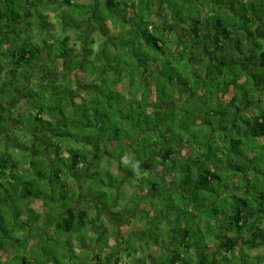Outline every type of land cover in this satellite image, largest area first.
<instances>
[{
    "label": "trees",
    "instance_id": "1",
    "mask_svg": "<svg viewBox=\"0 0 264 264\" xmlns=\"http://www.w3.org/2000/svg\"><path fill=\"white\" fill-rule=\"evenodd\" d=\"M128 1L91 0L101 14L95 19L100 25L91 26V32L106 36L103 44L98 41L100 50H95L91 44H96L97 41L90 42L87 34V43L83 46L81 56H76V49L73 48L71 52L62 51L53 58L50 52L47 53L49 42H37V36H34V40L27 41L28 43H20L24 35L31 34L32 29L26 26V19L31 12L29 13L25 1L23 6L16 7L12 0H0V197L6 194L9 199L7 202L12 199L25 203L24 209L15 214L16 223L12 231L19 229L21 216L24 214L33 215L34 220H29V223L41 219V215L35 214L36 210L32 207L35 200L44 202L43 211L56 214L53 222L49 219L36 230L46 237H51L47 230L55 226H60V229L65 227L66 232L81 231L93 219L78 225L77 218L83 215L87 219L91 210L99 211L98 219L102 217V210L112 216L116 215L108 206H97L96 202L107 197L105 192L88 200L87 210L78 215L73 213L72 206L70 209H66L65 205L49 208L45 202L51 198V191L55 195L60 192L61 198L70 195L72 191L66 178L87 182L90 169L94 167L93 162L100 159V154L111 156L108 146L114 144V147L121 149L123 159L127 158L125 153L132 154L131 158L139 162L144 158L148 163L160 159L161 166L158 167L163 169L161 173H156V168L148 166L150 173L154 170L153 180L150 177L146 182L140 183V186L136 182L132 185L135 186L134 191L139 189L147 201L153 204L156 200L163 202L164 209L149 212L148 215L154 213L153 218L157 222L164 221L166 241L155 239L151 243L146 235L147 230L134 233L135 238L129 242L123 238V250L126 251L127 246L130 248L127 253L129 264H135L131 259L136 246L140 247L143 256L135 259L143 260L145 256L148 257L142 264H264V253L254 254L264 248V0H163L162 8L167 6L174 13L173 23L160 29L145 23L146 29L143 32L145 34L148 31L144 37L145 45L158 53L142 56L140 61L137 56L138 62L130 61L126 55L113 54L109 58L105 55L107 49H114L108 44L117 34L114 38L122 41V48L137 43L143 50V43L140 42L143 38L137 35L138 40L133 42L136 27H128V10L131 5V8H136V0ZM142 2L143 0L140 5L144 6ZM64 4L78 3L75 0H63L60 7ZM207 4H211L209 11H205ZM162 8L160 16L163 12L166 15L167 9H163L161 13ZM193 10L195 18H187L188 11ZM222 12L223 17H220ZM109 18L114 19V26L102 25ZM80 21L82 26L77 25L79 29L75 27L80 34L78 38L84 35L81 33L85 24L84 17ZM118 27L120 30L116 31ZM156 29H162L161 37L155 34ZM71 39L70 36L66 37L62 43L67 45ZM88 45L93 48L86 51ZM103 57L110 59L112 64H102ZM49 58L54 60L55 68L50 73L46 70ZM142 58H145V63L148 62L146 72L149 73L145 81L141 79L137 83L134 79L127 78L126 73L131 67L142 65ZM157 64H162L161 71L152 69ZM97 65L101 66L99 70H96ZM88 69H93L87 76L92 79L91 83L78 85L75 81L77 88H63L58 75L60 72H64V81L70 83L73 73H84ZM27 79L29 80L25 84H21L22 80ZM49 79L50 82L53 81L51 90L45 85ZM108 81H112L113 88L106 92L103 87H107ZM146 82L147 89H144L143 84ZM41 84L42 89L52 91V98L48 94L39 99L41 104L36 112V120L43 122L45 111L49 114L48 121H44L41 128H34L41 133V137L37 139L38 142L32 143L31 148H26V155L20 158L16 149H22L23 145L17 141L27 140L32 134V130L27 127L23 134L20 133L19 129L25 124L21 116L26 115L31 107L37 109L36 92H33L36 88L39 90ZM124 85L127 92L134 89V93L127 96L118 90L119 86ZM180 89L186 93V97L176 94ZM38 95L41 97V92ZM118 96L134 100L137 109L144 111L147 119L146 130L143 131V127L139 126L132 132L135 135L127 134L123 142H117L119 130H115L112 135L115 127L120 128L117 126L120 121L115 127L112 122L110 126L107 125L114 114L109 110L113 108L112 104L116 103L115 98ZM152 96L155 97L154 100ZM199 97H206L203 102L210 107L205 116L201 115V105L196 107L191 102ZM49 99L56 100L55 103L61 102L66 106L67 112L74 111L77 116L66 120L67 112L61 106L59 115L62 118L55 119V109L48 108ZM80 99L82 101L77 109L74 105ZM21 103L25 107L19 111ZM189 103V108L196 107L200 110H196V123L209 126V132L213 136L218 133L215 137L216 144L209 143L210 138L208 143L195 144L193 140L196 137L176 131L177 117L168 111L178 106H189ZM117 104L122 108L119 114L124 119L129 114V108L122 106L123 103L119 100ZM149 109H153V112L148 113ZM160 111L168 115L159 118L162 114ZM181 121L179 127L186 124L184 119ZM66 122L72 129L75 127L79 131H65V128H69ZM94 127L96 137L87 133V129L93 130ZM81 134L82 144H86L83 151L75 150L72 146L80 143ZM68 141L73 143L69 144ZM125 141L128 144L131 142L130 146H126ZM144 148L146 150L142 151ZM108 159L111 162V157ZM22 162L30 168L25 171ZM33 170L37 179H27L32 177ZM11 179H15V182ZM33 181L40 183L38 195L30 186ZM55 184L58 185L57 189ZM44 187L47 193L43 192ZM2 214L4 217V212ZM3 217L1 219L5 221ZM164 228L161 227V231ZM157 231L160 232V228ZM93 233L97 235L96 243L102 241V248L109 247V255L117 256L115 264H125L120 262L118 247L109 246L110 233L107 227L102 226ZM148 235L156 236L151 233ZM99 238L101 241H98ZM15 240L19 241L16 245ZM45 241L44 239L43 243ZM143 243H146L147 252H143L146 249ZM11 246L14 248L13 258L4 262L0 256V264H17L15 260L18 257L21 258L20 264H31L30 261L37 264H62L61 258L55 255L53 249L47 252L48 257L52 255L48 259L42 260L36 254L28 259L30 252L27 251L28 244L24 238L3 229L0 233V250L6 253ZM151 246L162 248L161 256L166 258L154 257ZM57 247L61 248L60 245ZM89 248L92 250V247ZM19 249L23 250L22 255H18ZM39 249L40 247L37 250ZM96 254L99 260V254ZM91 260L90 251L86 253L83 264H90Z\"/></svg>",
    "mask_w": 264,
    "mask_h": 264
},
{
    "label": "rangeland",
    "instance_id": "2",
    "mask_svg": "<svg viewBox=\"0 0 264 264\" xmlns=\"http://www.w3.org/2000/svg\"><path fill=\"white\" fill-rule=\"evenodd\" d=\"M12 1L14 2V5H16V7L23 6L24 1H25L26 5L32 4V7L29 8V13L31 12V15L28 14V16L30 15V17L26 19V22H27L26 26L29 28L32 27L31 34L24 35L22 37V40L20 43L21 44L22 43H28L27 41H31L32 39L34 40V38H35L34 36H37V39H36L37 42H40V41H45L46 43L49 42V46L47 48L49 51L47 53L49 54V52H50L53 58H54V55L56 56L57 54H60L62 51L63 52L64 51L71 52L73 48L76 49L75 55L81 56L83 53V51H82L83 46L86 45V43H87V40L85 38V37H87V34L89 36L90 42H91V40L97 41L96 44H91L95 48L96 51L100 50L99 45H100V43L103 44V42L106 38L105 35H99L93 31L91 32V28H90L91 26L94 27L96 25L97 26L100 25L96 21L97 20L96 17L98 15H101L99 13V9L96 7V4L91 3V1L90 2L89 1H85V2L79 1V4H81V5L64 4L61 7H60V5L62 4L63 0H50V1L49 0H35V3L34 2L32 3V0H24V1L23 0H12ZM118 1H128V0H118ZM162 1L163 0H143L142 3H144V6L140 5V7L136 8L137 17L135 18L134 22H131V26H135L136 27L135 32H137L134 34V41L133 42L135 43V40H138L137 35H139L140 38H143L140 40V42L143 44H141L139 41H136L142 45L143 50H141L139 48V45L137 43H135L134 46H129V47L126 46L127 48L126 47L122 48V45H121L122 41L121 40H115V38H114V36H118V34L114 35V36L112 35L113 37L111 38V42L108 41L109 42L108 46L111 47V45H112V47H114V49L113 48L107 49V51L105 52V55L107 58H109V56L110 57L113 56V54H117V55H126L127 56L126 58L129 59L130 61H137V56H139L138 60L140 61L142 56H145V55L152 56V54L155 53V55H156L158 53V52H154L152 49H150V47L145 45L146 39L144 37L148 31L144 34V32H145L144 30L146 29L145 23L155 25L159 29L161 27H165L169 23H173L172 17H174V13L171 10H168L167 6H164V8H163V9H165V8L167 9L166 15H165V12H163V9L161 11V13L163 12L162 13L163 17L161 16L163 18L162 20L159 18L156 20L154 18V16L158 14V11L160 12V10H161V9H159V6H161L163 4ZM166 1H170V0H166ZM13 2H12V4H13ZM57 6H58V8H57ZM208 6L210 8L211 4H208ZM205 9H206V7H205ZM225 10H227V8ZM223 13L224 12H222L220 14V17H223ZM186 15H187V18H193V19L195 18L194 10L188 11V13ZM81 17H84V19H85V21H84L85 24H83V29L81 31V33L84 35H83V37L78 38L80 36V34H78V32H76L75 27L77 28V25L81 24V21H80ZM166 17H169V18L167 19ZM170 17H171V22H169ZM175 19H177V18H175ZM109 20H105V22L102 25H104L106 27H112V25L114 26V23H113L114 19L109 18ZM191 21H193V20H191ZM187 24L189 26L190 22H188ZM182 25H184V24H182ZM81 26H82V24H81ZM99 28H100V26H99ZM77 29H79V28H77ZM85 29H86L87 33H86V31H84ZM159 29H156V31H154V32L156 35L159 34L158 36L161 37L162 35L160 33H161L162 29L161 30H159ZM100 30H101V28H100ZM119 30H120V27H118L116 31H119ZM69 36H70V38H72L71 41H69L67 43V45L62 43L63 40ZM64 46H66L65 49H64ZM92 46L88 45V48L86 51H88L89 48H93ZM124 49H125V51H124ZM53 61H52V58H49V60H48L46 70L49 71V73L55 69L53 66ZM110 61H111L110 59H106L103 57L102 64L105 65L108 62L110 64H112V61L111 62ZM142 62H143L142 65H139V67L134 66V67H131L130 70H128V72L126 73L127 78L128 77L132 78L137 83H140L141 79H143L145 81L146 78H148L149 72H146V70H148V68H149L148 62L145 63V58H142ZM161 65L162 64H157L152 69L155 71H161V68H162ZM99 67H101V66L97 65L96 70H99ZM140 67H141V69H140ZM167 70H170V68H168ZM91 72H93V69H88L84 73H81L78 71L73 73V76L72 75L70 76L72 79V81H70V83L64 81V79H63L64 77H62L63 76L62 74L64 72H62V74L60 72V74H58V75L60 76L59 80H60L63 88L65 90H67V89H72L74 87L77 88L78 85H86V84L91 83L92 79L87 77L90 75ZM110 72L112 74H115V73H113V71H110ZM112 74H111V76H112L111 78H113ZM25 76H27V75H25ZM97 76H99V71H98ZM30 79H33V78H30ZM34 79L38 80L37 77H35V76H34ZM50 79H51V77H50ZM50 79H49V82L45 83V85L48 87V90L53 85V81L50 82ZM28 80L29 79L22 80L23 82L21 84H23V83L25 84ZM75 81L78 83V85L76 84ZM19 82H20V80H19ZM111 82L112 81H108L107 87H103L104 89H106V92H109V90L111 88H113V86H112L113 83H111ZM192 82H194V80H192ZM147 85H148L147 82L143 84L144 89H147ZM32 86H33V84H32ZM40 86H39V90L36 88V89H34V92H33V93L36 92L34 95H36L35 97L37 99V102H36L37 109L36 108L34 109L31 107L30 110L27 111L26 115L21 116V120L23 122H25L26 125L24 124L23 128L19 129L20 133H22L24 131V129L27 127L28 129L32 130V134L27 140L21 139V140L17 141V143L23 145L22 149H19V148L16 149L20 158H23V156L26 155V154H24V151L27 150L26 148H31L30 146H32V143L38 142L37 139L39 137H41V133H39V131H36V129H34V128L38 127V126H40V128H41L44 121H48V115L49 114H48V112H45V111H44V116H43L44 121L39 122L36 120V116H37L36 112L39 109V105L41 104L39 99L43 98V96L47 97L48 94H49L50 99L52 98L50 96L52 94V91H48V90L46 91V88L42 89V84ZM28 88H30V87H28ZM19 89L21 90V87ZM118 90L122 91L127 96H129L130 94L132 95L134 93V89L129 90V92H127L126 91V85L119 86ZM39 92H41V94H42L41 97H40V95H38ZM176 94L179 96H182V97H186V93H184L182 91V89H180ZM200 96H201V94H200ZM87 97L89 98V96H87ZM126 98L127 99H123L120 96L116 97L115 98L116 103H113L112 104L113 108L109 110V112H111V113L114 112V114L111 115V118H110L111 120L107 121V123H109L107 125L110 126L111 124H113V126L115 127L116 123H118V121H120V123L117 124V126L119 125L120 128L115 127L114 131H112V135L115 134V130H119V132H120L118 134V137H116L118 140L117 142H119V140L123 142L125 139V136L127 134L135 135V133H132V132L136 131L137 128H139V126L143 127V131L146 130V127H147V122H146L147 119H145L144 111L137 109V107L135 106L134 100L129 99L128 97H126ZM139 98H140V94L138 96V99ZM205 98L206 97H203V98L199 97V98H195V99H193V101H191L196 107L199 106V104H200L201 107H199V108L202 109L201 111L196 107L195 108H189L190 107V103H189V106L188 105L187 106H178L177 108L175 107V109L173 108V109H171V111H168V112H169V114H171V112H173L174 116L177 117L176 118L177 121H175V124H177L175 127V129L177 128L176 131H178V132L183 131L192 138L196 137L197 139L193 140V143H195V144L196 143L204 144L205 142L208 143L209 138H210L211 142H209V143H213V145H214L217 143V142H215V137L218 136V133H217V135L213 136V134L209 132L210 131L209 126L201 125V124H199V122L196 123V119H195V116L197 115V113H196L197 109L201 112V115L203 114L204 116L206 114H208L210 111V107L208 105L206 106V104L203 102V101H205ZM50 99H49V101L47 100L49 102L48 108L51 110L55 109L54 113H53L54 118L55 119L56 118H62V115H59V110L61 109V106H64L63 109L65 108V111L67 112L66 106L64 104H61V102L55 103L56 100L50 101ZM152 99L154 100L155 97L152 96ZM118 100L120 101L121 104L123 103L122 106H124V107L127 106V108H129V114L125 115L124 119L121 116V114H119L122 112V108L119 107V105L117 104ZM81 101L82 100L80 99L78 101L79 103H76L74 105L75 108L77 107V109H79L78 104H80ZM7 103H8V101L5 102L6 105H7ZM24 104H22V103L20 104L21 108L18 109L19 111H21V109H23L25 107ZM152 112H153V109L148 110V113H152ZM74 113H76V112L72 111L70 113V111H68L65 115V119L66 120H72L75 116H77V115H74ZM115 113H117V114H115ZM160 113H162V112L160 111ZM166 115H168V114L162 113V114H160L159 118H165ZM18 118H20V116ZM183 119L186 121V124L179 127V124L182 122L181 120H183ZM110 122H112V123L110 124ZM66 123L69 126V128L68 127L65 128V131L67 130V131H69V133H75L77 131L75 129V127H74V129H72V126L69 125L68 122H66ZM139 123H140V125H139ZM184 127H186V128H184ZM87 133L90 134L91 136L96 137L95 127L93 128V130L87 129ZM138 136L139 135H136V138L140 139V136H139V138H138ZM80 137H81V138H79L80 143L72 144L73 141H70V142L68 141V143L72 144V146L75 150H82L83 151L86 148V144L85 145L82 144L83 134H81ZM127 140H129V139H127ZM124 143L127 146L128 143H126V141ZM130 143L131 142H129V144H128L129 146H130ZM108 147H109L108 150L111 151V156L108 154H107V156H105V154L99 155L100 159L97 160L96 162H93L94 167L90 169V172L88 174L89 179L87 180V182L85 181L86 183L82 182L81 183L82 185L80 188L78 187L79 184L74 179H70V177L69 178L65 177L66 183L70 186L71 189H73L74 192L76 191L74 194H71L72 193L71 192L70 195H66V198H61L60 192L55 195L51 191V192H49V195H51V198L50 199L48 198L45 202L49 208L50 207H52V208L56 207L57 208L59 206L65 205L66 209H70L71 206L75 205V203H73L74 201L80 200V197L82 194L84 196V200L85 199L92 200L91 198H93L94 195L101 194L100 192H105L107 194V197L106 198L103 197L102 200L99 201V207L100 208L106 207V206H112L113 209L114 208L118 209L117 210V213H118L117 218H119V221H121V222L128 220L129 218H131L134 215H135L134 216L135 220H131V222L117 223V225H114V223H113L114 221L112 218L102 216L101 219H98V217H97L98 213L97 212H99V211L93 212V210H92L88 214L87 219L83 215L79 216V218H77L76 222L78 225H82L83 222L87 223V220L93 219V221H91V224L82 228L81 231H79V232L75 231L74 233L70 232L71 233L70 236H66L67 234H65V233H67V232L64 230L65 227L61 228L59 231H57V232L61 233V236L59 238V241H61V242L58 241L59 244L62 243V241H63L66 244L75 245V244H71L70 242L76 241V244L78 246L83 247L85 243H83L80 238H82L83 235H86V234L88 236L90 233L94 232V230L97 231L98 229H101L102 226L107 227L109 229L110 246L118 247V245H119L121 247L120 241L122 240V238H124L125 241L129 242L132 238H135L134 233L139 232L141 230H142V232H145V230H147L148 234L151 233V234L156 235V236H151V235H148L146 233V235H147V237L151 243H153L155 241V239H157V240L162 239V241H164V240L166 241V238L164 237V233H165L164 225H166V224L164 223V221H163V223L157 222V220L155 218H153V216H155L154 213H151L150 216L148 215L149 212H155V211L164 209L163 208V202L160 200H156V201H153L154 202V204H153V203L147 201L146 200L147 198L146 199L144 198L145 195L142 194V192H140L139 189H137V191L135 192L133 189V187L135 188V186L132 185L133 182H136L137 186L138 185L140 186V183L146 182V180L150 177L153 180L152 172H154V170L151 171V173L148 171V168H149L148 166H150V165L152 168H156L155 169L156 173H161L163 171V169L161 170V168L158 167V166H161V164L159 162L160 159H158L157 162L152 161V162L148 163L144 158L143 161L139 162L136 159H132L131 158L132 154L130 155V153H127V154L125 153L124 156L127 158L123 159L121 157L122 151L120 148L114 147V144L109 145ZM177 148H179V146H177ZM144 150H146V148L142 149V151H144ZM27 155H28V153H27ZM109 157H111V162H109L110 161L108 159ZM36 160L39 161V158H37ZM21 161H22V159H21ZM37 161H35V162H37ZM119 164L123 167V169H120L118 167ZM139 164L141 166H139ZM27 165L28 164L22 162V166H24L22 168L25 171L28 168H30V167H27ZM32 172H33V174L31 175L32 177L29 176L27 179L31 180V179L35 178V180H36L37 176L35 177L34 170ZM11 180H12V182H15V179H11ZM124 182H126V183H124ZM39 184H40L39 182L33 181V184L30 185L31 188L36 190L35 194L39 193V186H40ZM83 184H85V185H83ZM114 185H117V186L115 187ZM54 187L57 189L58 185L55 184ZM45 191L47 193V190L44 187L43 192L45 193ZM44 197H46V196H44ZM6 200H9V199H7L6 194H4L0 197V219L3 217V214H2L3 212L5 214V216L3 218L6 219L5 221H3V219L0 220V233L2 232L3 229H5V230L10 231L11 233L14 232V236H17L19 238L25 237L27 227H26V225H24V223L27 224V222L29 220L33 221L34 220L33 215L32 214H28V215L22 214L23 216H21V219L23 220V222L19 223L20 224L19 229H17L16 231H12V229L14 228L13 225L16 223L15 222V220H16L15 214H16V212L19 213V211L22 208L24 209L23 206L25 205V203H23V202L21 203L20 201L16 202V201H13L12 199H11V201H8V202ZM230 201H232V199H230ZM42 202L43 201L32 203L33 209H35V210L37 209L35 214L37 213V214L41 215L40 220H44V219L46 220L47 218H49L50 221L53 222L56 214L55 213L49 214V213L43 211V209L45 208V205H44V202L43 203ZM140 202H142V203L140 204ZM34 204H35L36 208L34 207ZM82 204H81V206H82ZM79 205H80V202H78V204L75 206L76 210L78 209V211H79V209H81V211H84L85 206L83 205V207H82L83 210H82L81 207H78ZM73 213L75 215H78L77 212L73 211ZM149 224H150V226H148ZM161 227L164 228L163 231H161ZM158 228H160V232L157 231ZM117 231L119 232L118 234H117ZM48 234H50V233L48 232ZM36 235H38V233ZM58 236H59V234H57L54 237H53V235H51V237L45 236L44 239L53 245ZM73 237H74V239H70ZM44 239L41 241V243H40L41 245L44 242ZM109 240H108V243H109ZM101 243H102V241H101ZM146 243H143L145 248H146ZM92 247H94V245ZM151 251L155 255L154 257L166 258L164 256H161L162 252H163L162 248L158 249L155 246H151ZM67 252L69 254L68 255L69 261L67 264H80V261L76 262V259H74L72 257L70 250ZM137 252L141 253L140 247H138V246L135 247V253H137ZM143 252H147V248ZM42 253H43V251H41V250H37L34 253L30 252V253H28V256H29L28 259H30L35 254L39 255V257H40V255H42ZM85 253H88V251L87 252L85 251ZM260 253H264V248H262L260 251H257L254 254H260ZM22 254H23V250L19 249L18 255H22ZM59 255H60V257H62V252H59ZM93 257H94V254L92 252V260H91L92 262H93ZM136 257L137 256H135L133 253L132 259H131L132 263L134 261L135 264H142V263H145L146 260H148L147 256H145L143 260H137V259H135ZM112 258L113 257L106 255L105 258H102V262H103L102 264H104V263L105 264H112L111 263ZM104 259H106V261ZM121 260L124 263L129 264V256H127V254L122 255ZM15 261L17 264H20L21 258L18 257ZM92 262H90V264H92ZM233 262H237V261H233Z\"/></svg>",
    "mask_w": 264,
    "mask_h": 264
},
{
    "label": "crops",
    "instance_id": "3",
    "mask_svg": "<svg viewBox=\"0 0 264 264\" xmlns=\"http://www.w3.org/2000/svg\"><path fill=\"white\" fill-rule=\"evenodd\" d=\"M50 1V0H49ZM79 1H81V2H85V1H91V0H75V2L76 3H78L79 4ZM142 0H136V8L137 7H140V2H141ZM130 4H131V2L130 1H128ZM32 3H33V0H32ZM27 8H31L32 7V4H27ZM131 7H132V5H131ZM129 8V13H128V19H129V24H128V27L129 26H131V22H134V20H135V18L137 17V14H136V8ZM163 7V5H161V6H159V9H161ZM163 9V8H162ZM210 10V8H209V6H208V4L206 5V9H205V11H209ZM161 16H160V14H159V11H158V14L157 15H155L154 16V18L157 20L158 18L159 19H163L162 17H163V15H162V17L160 18ZM185 27V26H184ZM118 167L120 168V169H123V168H121V165L119 164L118 165ZM78 184V187L80 188L81 187V183L83 182L84 183V180H82V181H80V182H78L77 180H75ZM86 183V182H85ZM124 183H126V182H124ZM83 185H85V184H83ZM71 189V188H70ZM71 191H72V193L74 194L75 192L73 191V189H71ZM83 192V191H82ZM145 197V196H144ZM87 199H85L84 200V196H83V194L81 195V197H80V200H78V201H75L74 203H75V205H73L72 206V209H74L73 211L74 212H77L78 214H80V212H82L81 211V209H79V211H78V209L76 210V208H75V206L78 204V202H80V205L78 206V207H83V205L85 206V210L84 211H86L87 209H86V206H88V203H87ZM36 202H41V200H35L34 201V203H36ZM43 203V202H42ZM83 203V204H82ZM97 203V206H99V201L98 202H96ZM142 202H140V204H141ZM81 204H82V206H81ZM34 207L36 208V206H35V204H34ZM74 207V208H73ZM77 207V208H78ZM108 207H110V209L116 214V215H114V216H112V215H110L109 213H105V211L103 212V210L101 211L102 212V216H105V217H110V218H112L113 219V223H114V225H117V223H125V222H131V220H135V215L134 216H132L131 218H129L128 220H125L124 222H121V221H119V218H117V215H118V213H117V210L118 209H116V208H114L113 209V207L112 206H108ZM105 208V207H104ZM37 210V209H36ZM82 210H83V208H82ZM92 211V210H91ZM91 211H89L88 212V214L91 212ZM65 212H67V211H65ZM93 212H94V210H93ZM120 212V211H119ZM67 215H69V212H67ZM49 220V218H47L46 220L44 219V220H38V222H34V223H29V222H27V224L25 223L24 225H26V227H27V230H26V235H25V237H21V238H24V241H25V243H27L28 244V246H27V251H29V252H34L35 250H37L38 249V247H40V249H41V251H43V253H42V255L39 257L40 259L42 258V260H45V259H48V258H50V257H52V255L51 256H49L48 257V255H49V253H47V252H51L52 250L51 249H53L54 250V252L56 253L55 255L58 257V258H62L61 260V262H62V264H67L68 263V261H69V258H68V252L67 251H71V254H72V257L74 258V259H76V262L77 261H80V264H83V259L85 258V256H86V253H85V251L87 252H89V251H92L93 252V254H94V257H93V262H92V264H102L103 262H102V258H105L106 257V255L107 256H110V257H113L112 258V261H111V263L112 264H115V262H116V260H118L117 259V256H114V255H109V252H110V249H109V247L108 248H102V243L101 242H95V240H96V238H97V235L96 234H94L93 232L92 233H90L88 236H87V234L86 235H83V237L82 238H80L81 240H82V242L83 243H85L84 244V246L83 247H80V246H78L77 244H76V241H74V242H70L71 244H75V245H69V244H66L65 242H63L62 241V243H60L59 244V242H61V241H59V238H60V236H61V233H59V232H57V231H59L60 230V226H55L54 228H50V229H48L47 230V232H49L50 233V235H53V236H55V234L56 233H58L59 234V236L56 238V241L58 242V243H54L53 245L51 244V243H49V242H47V241H45V243H43V245L41 246L40 245V243H41V241L44 239V237H45V235H44V233H42V232H35L38 228H41L47 221ZM21 221L23 222V220L21 219ZM57 230V231H56ZM109 230V229H108ZM75 231H73L72 233H74ZM38 233V235H36ZM117 233H119L118 231H117ZM63 234V233H62ZM65 234H67L66 236H70L71 235V233L70 232H67V233H65ZM125 234V233H124ZM123 234V235H124ZM70 239H74V237L73 238H70ZM123 239V238H122ZM50 240V239H49ZM100 240V238L98 239V241ZM101 241V240H100ZM124 240H121L120 241V244H121V247L118 245V252H119V259H122V255H126L129 251H128V249H130L129 247H126L125 249H126V251H124L123 250V248H124ZM19 243V241H17V240H15V245L16 244H18ZM94 243V244H93ZM99 243H101V244H99ZM94 245V247H92L93 245ZM58 245H60V247L61 248H58L57 246ZM92 245V246H91ZM52 247V248H49V247ZM54 246V247H53ZM109 246H110V240H109ZM12 247V246H11ZM89 247H92V250H90L91 248H89ZM39 249V250H40ZM98 249H99V252H97L98 251ZM64 251V252H63ZM59 252H62V257H60V255H59ZM96 253H98L99 254V260H97V258H96ZM13 255H14V248L12 247L8 252H4L3 250H0V256L2 257V260L4 261V262H6V261H8V259H11V258H13ZM26 255V254H25ZM135 256H137V257H139V258H141L143 255L141 254V253H139V252H137V253H135L134 254ZM34 260V259H33ZM105 261H106V259H104ZM30 261V260H29ZM50 261V260H49ZM108 262V261H107ZM120 262H123L122 260H120ZM29 263H31V264H37V263H35V261H30ZM124 263V262H123ZM49 264H52V263H49ZM105 264V263H104ZM126 264V263H125Z\"/></svg>",
    "mask_w": 264,
    "mask_h": 264
}]
</instances>
